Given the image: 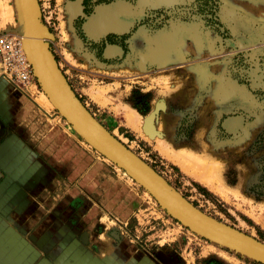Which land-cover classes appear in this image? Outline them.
<instances>
[{
    "label": "rangeland",
    "instance_id": "1",
    "mask_svg": "<svg viewBox=\"0 0 264 264\" xmlns=\"http://www.w3.org/2000/svg\"><path fill=\"white\" fill-rule=\"evenodd\" d=\"M36 1L49 67L89 117L264 244V0ZM21 17L0 0V34L24 35ZM44 95L0 64V264H264L168 211Z\"/></svg>",
    "mask_w": 264,
    "mask_h": 264
},
{
    "label": "water",
    "instance_id": "2",
    "mask_svg": "<svg viewBox=\"0 0 264 264\" xmlns=\"http://www.w3.org/2000/svg\"><path fill=\"white\" fill-rule=\"evenodd\" d=\"M27 30L33 69L47 96L72 126L139 184L172 214L190 226L264 260V244L219 223L179 199L149 174L131 155L108 136L56 80L46 59L47 28L40 18L36 0H17ZM25 42V39H24ZM28 51V50H27Z\"/></svg>",
    "mask_w": 264,
    "mask_h": 264
},
{
    "label": "built area",
    "instance_id": "3",
    "mask_svg": "<svg viewBox=\"0 0 264 264\" xmlns=\"http://www.w3.org/2000/svg\"><path fill=\"white\" fill-rule=\"evenodd\" d=\"M24 43L18 34H0V64L10 80L30 84L36 82V76Z\"/></svg>",
    "mask_w": 264,
    "mask_h": 264
},
{
    "label": "bare ground",
    "instance_id": "4",
    "mask_svg": "<svg viewBox=\"0 0 264 264\" xmlns=\"http://www.w3.org/2000/svg\"><path fill=\"white\" fill-rule=\"evenodd\" d=\"M78 3V2H77ZM80 5H77V4H74V3H72V2H68V6H67V10L70 12V13H72V14H75V15H77L78 13H80V11H81V9H80V7H79ZM71 14V15H72ZM83 15H84V10H83ZM21 16H22V14H21ZM22 18V20H23V17H21ZM23 26L24 27H22V30H23V28H24V35H22L21 37L22 38H24L25 39V43H24V45H25V47H26V50H28L27 52H28V56H29V59H30V61H31V63L33 64V61H32V56H31V51H30V48H29V43H28V36H27V30H26V28H25V24H24V21H23ZM47 59V58H46ZM47 62H48V60H47ZM35 72V71H34ZM35 75H36V73H35ZM54 75V74H53ZM36 77H37V75H36ZM38 79V78H37ZM57 80V79H56ZM45 96V95H44ZM52 101V100H51ZM49 99H47V97L45 96L44 98L42 97V100H41V102L43 103V102H46L47 104H52V102H51ZM46 103L45 104H43L44 106L46 105ZM42 105V106H43ZM53 105V104H52ZM46 107H48V105H46ZM49 108V107H48ZM212 189H214V188H212ZM151 193V192H150ZM87 238H88V236L87 235H85L84 236V240L85 241H87ZM243 250V249H242ZM245 251V250H244ZM253 255V254H252ZM255 256V255H254ZM257 257V256H256Z\"/></svg>",
    "mask_w": 264,
    "mask_h": 264
}]
</instances>
